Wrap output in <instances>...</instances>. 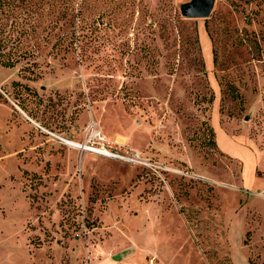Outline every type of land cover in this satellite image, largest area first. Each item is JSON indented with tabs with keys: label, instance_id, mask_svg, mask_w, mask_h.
<instances>
[{
	"label": "rangeland",
	"instance_id": "1",
	"mask_svg": "<svg viewBox=\"0 0 264 264\" xmlns=\"http://www.w3.org/2000/svg\"><path fill=\"white\" fill-rule=\"evenodd\" d=\"M191 1L6 17L25 54L0 65V264H264V0ZM93 132L141 160L65 143Z\"/></svg>",
	"mask_w": 264,
	"mask_h": 264
},
{
	"label": "trees",
	"instance_id": "2",
	"mask_svg": "<svg viewBox=\"0 0 264 264\" xmlns=\"http://www.w3.org/2000/svg\"><path fill=\"white\" fill-rule=\"evenodd\" d=\"M24 0H0V65L5 68L15 67L19 57L25 54L20 52L19 38L14 34L16 30H7L6 17L11 14L19 3ZM9 48V52L4 51Z\"/></svg>",
	"mask_w": 264,
	"mask_h": 264
},
{
	"label": "built area",
	"instance_id": "3",
	"mask_svg": "<svg viewBox=\"0 0 264 264\" xmlns=\"http://www.w3.org/2000/svg\"><path fill=\"white\" fill-rule=\"evenodd\" d=\"M92 139H97L99 147L95 148L91 145L88 146L83 145V147L86 150L97 152L107 158H115L118 160H130V161L141 160L139 153L137 152L129 153L127 150L120 149L119 147L107 141L103 136H101L100 133L93 132Z\"/></svg>",
	"mask_w": 264,
	"mask_h": 264
},
{
	"label": "crops",
	"instance_id": "4",
	"mask_svg": "<svg viewBox=\"0 0 264 264\" xmlns=\"http://www.w3.org/2000/svg\"><path fill=\"white\" fill-rule=\"evenodd\" d=\"M204 55H205V63L207 65V67H211V65H212V51H211V47L210 46L206 47ZM212 125H213V128H214L215 134H216L217 145L220 147L219 149H220V151L222 153L226 154L227 153L226 151L227 150L229 151V149L227 147H229V148H231V146L232 147H236L233 144V142L230 140V138L227 135L226 131L220 125L216 112L213 113ZM232 156H234V155H232ZM253 168H254V165H253ZM253 177H252V180H253ZM250 183H252V182L250 181Z\"/></svg>",
	"mask_w": 264,
	"mask_h": 264
},
{
	"label": "water",
	"instance_id": "5",
	"mask_svg": "<svg viewBox=\"0 0 264 264\" xmlns=\"http://www.w3.org/2000/svg\"><path fill=\"white\" fill-rule=\"evenodd\" d=\"M215 0H192L181 7V14L186 18H208L212 12Z\"/></svg>",
	"mask_w": 264,
	"mask_h": 264
},
{
	"label": "bare ground",
	"instance_id": "6",
	"mask_svg": "<svg viewBox=\"0 0 264 264\" xmlns=\"http://www.w3.org/2000/svg\"><path fill=\"white\" fill-rule=\"evenodd\" d=\"M65 143L68 144V145H70V146H73V147H77V148H80V149L86 150L82 145L76 144V143H74V142L66 141Z\"/></svg>",
	"mask_w": 264,
	"mask_h": 264
}]
</instances>
